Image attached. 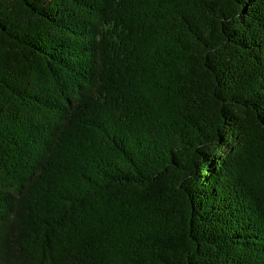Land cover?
Wrapping results in <instances>:
<instances>
[{
  "label": "trees",
  "instance_id": "16d2710c",
  "mask_svg": "<svg viewBox=\"0 0 264 264\" xmlns=\"http://www.w3.org/2000/svg\"><path fill=\"white\" fill-rule=\"evenodd\" d=\"M0 264H264V0H0Z\"/></svg>",
  "mask_w": 264,
  "mask_h": 264
}]
</instances>
